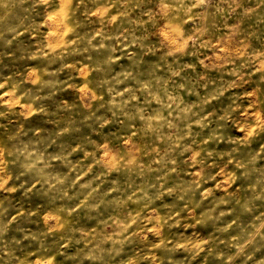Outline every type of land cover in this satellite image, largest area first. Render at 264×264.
<instances>
[{
    "label": "rangeland",
    "instance_id": "374dc122",
    "mask_svg": "<svg viewBox=\"0 0 264 264\" xmlns=\"http://www.w3.org/2000/svg\"><path fill=\"white\" fill-rule=\"evenodd\" d=\"M0 264H264V0H0Z\"/></svg>",
    "mask_w": 264,
    "mask_h": 264
}]
</instances>
